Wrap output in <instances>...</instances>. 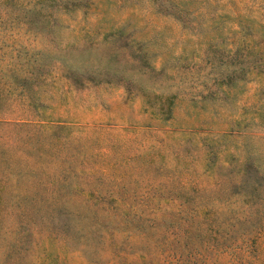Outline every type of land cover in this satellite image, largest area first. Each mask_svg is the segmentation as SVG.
Instances as JSON below:
<instances>
[{
    "label": "rangeland",
    "instance_id": "374dc122",
    "mask_svg": "<svg viewBox=\"0 0 264 264\" xmlns=\"http://www.w3.org/2000/svg\"><path fill=\"white\" fill-rule=\"evenodd\" d=\"M0 264H264V0H0Z\"/></svg>",
    "mask_w": 264,
    "mask_h": 264
}]
</instances>
